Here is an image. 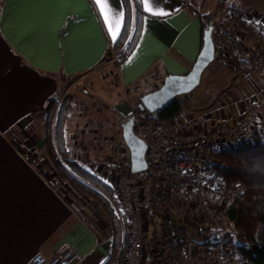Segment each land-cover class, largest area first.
Masks as SVG:
<instances>
[{
    "label": "crops",
    "instance_id": "obj_1",
    "mask_svg": "<svg viewBox=\"0 0 264 264\" xmlns=\"http://www.w3.org/2000/svg\"><path fill=\"white\" fill-rule=\"evenodd\" d=\"M243 1L239 15L264 22V0ZM103 2L0 0V264H26L36 252L51 255L61 242H68L80 255L77 264H102L109 254L108 240L97 222L98 209L89 210L75 193L78 189L52 167L43 134L44 109L58 92L60 77L90 73L106 60L109 43L120 32L121 0H106L107 23ZM225 2L142 0L147 15L136 46L113 68L115 91L127 95L134 85L158 73L163 79L186 73L202 44L200 20L191 10L207 13ZM233 42L228 40L227 49ZM246 66L233 72L245 71V77ZM252 71L258 78L260 70ZM234 95L239 103L231 99L232 104L242 103L238 93ZM250 101V96L245 97L241 105ZM119 103L115 108L122 114H130L137 105L132 98ZM222 108L214 107L213 115L242 110L223 113ZM208 115L185 116L202 120ZM47 168L64 182L69 195L50 184ZM148 228L150 241L156 233Z\"/></svg>",
    "mask_w": 264,
    "mask_h": 264
},
{
    "label": "built area",
    "instance_id": "obj_2",
    "mask_svg": "<svg viewBox=\"0 0 264 264\" xmlns=\"http://www.w3.org/2000/svg\"><path fill=\"white\" fill-rule=\"evenodd\" d=\"M230 37L247 46L235 54V61H230L231 69L252 63L264 82V22L239 15L227 27L216 28L212 41L224 58L231 57L225 42ZM109 52L113 60L122 54L111 49ZM162 82L158 73L134 85L128 96L135 94L140 100ZM130 114L134 117V134L146 145L147 166L142 172L151 182L148 189L138 173L131 172L128 147L122 138L117 140L120 155L105 174L113 176L112 187L126 225L128 250L115 264H255L230 241L225 222L220 224L245 188L223 180L218 170L225 163L217 154L239 144L264 143V97L248 102L232 115H208L202 120L186 116L160 120L155 112L142 114L138 109ZM150 218L155 220L156 236L149 241ZM186 219L195 228L205 229L213 242L197 247L188 243L184 235ZM80 260L68 242H61L53 254L36 252L26 264H77Z\"/></svg>",
    "mask_w": 264,
    "mask_h": 264
},
{
    "label": "rangeland",
    "instance_id": "obj_3",
    "mask_svg": "<svg viewBox=\"0 0 264 264\" xmlns=\"http://www.w3.org/2000/svg\"><path fill=\"white\" fill-rule=\"evenodd\" d=\"M243 2V0H226L225 7L218 8L214 15L212 32L216 29L215 24L222 23L219 28L222 26L227 27L230 20L237 17L233 16L229 19V16L227 15L229 10L238 13L240 9L245 6ZM223 8L225 9L223 10ZM219 28L217 27V30ZM234 38H232L234 42L230 49H228L231 57L227 56L224 58L223 56H220L221 50H217L214 54V58L203 69L199 83L189 92L178 94L174 97V99L181 102V115L185 116L195 113L196 115L209 114V116H212L215 111L214 107H223V113H226L227 111L233 112L236 111V108L244 109L248 105V103L241 105L244 102L245 97L250 96L251 101L264 97V91H261L263 89L261 84H264V82L259 75L257 78V74L255 75L253 73L252 69L258 71L254 64L251 63L252 66L250 63L244 64L247 65L246 71L249 72V69L251 68L250 70L253 74V78L248 75V72L245 75L246 78H251V80H245V77L242 75L245 71H238V73H236L231 69L230 61H235L238 52H241V50L243 51L247 47L244 44V41L239 42L234 40ZM232 39L230 37L229 41ZM227 41H225L226 46ZM114 61L115 60L112 59L109 52L106 60L90 73L73 77L61 76L59 79L60 86L58 92L50 99V101H56L58 104L65 100L67 101L64 117V135L67 156L79 162L82 166L83 164H86V168H88L87 170L100 177L112 190L114 212L121 221L125 236L124 252L119 259L121 261L128 250L125 230L126 225L123 217L118 212V201L112 187L113 178L111 177L113 176L110 177L109 172L105 174V169L110 166L115 157L120 155L116 141L121 138L120 124L127 118L121 119L119 117L117 113L118 109L115 108V104H118L120 101L126 104L128 101L130 102V98L137 101V103L140 100H138V97L135 94L128 96L131 91H128L127 95L126 93L118 94L115 91L116 88L112 74L114 70ZM255 86L256 88L253 89ZM255 91L258 94L254 95ZM237 93L239 100L242 101V103L233 105L231 99H234L237 102L234 95ZM226 101L228 105H224L225 107L222 106V102L225 103ZM237 103H239V101ZM135 109H138L136 105L135 107H132V110ZM141 113L146 114L147 111H141ZM233 113L229 114L232 115ZM181 115L178 117H183ZM45 172L48 175L52 186L60 190L64 195H69V189L67 186L62 184L64 182H60V178L57 175L55 176L50 172V168H47ZM139 178L143 180L140 176ZM75 193L82 196L88 203L87 207L89 210L97 213L95 208L98 209L97 214H99V219L97 222L99 224V229L108 240L109 246L111 239L110 225L104 209L97 201L82 194L79 190ZM165 215L168 218H173L169 213H166ZM184 224L188 226H186L187 232L185 231L184 234L186 240L188 243H194L195 247L202 246V244H200L201 241L206 238L208 239L211 236L210 234L205 233V229L195 228L193 223L188 219H186Z\"/></svg>",
    "mask_w": 264,
    "mask_h": 264
},
{
    "label": "trees",
    "instance_id": "obj_4",
    "mask_svg": "<svg viewBox=\"0 0 264 264\" xmlns=\"http://www.w3.org/2000/svg\"><path fill=\"white\" fill-rule=\"evenodd\" d=\"M123 6V21L120 32L114 41H110L109 49L122 54L114 61L118 66L124 61L137 44L142 30V19L147 15L143 9L142 0H121ZM219 4L207 13H192L198 16L201 33L207 25H212ZM229 19L238 16L229 10ZM222 23L215 24V27ZM214 52L216 47L214 46ZM67 101L56 103L49 101L44 109L43 134L47 157L58 173L67 183L81 191L89 198L97 201L105 211L110 225L109 254L102 264H114L124 252L125 236L119 218L114 212L113 193L110 186L100 177L89 172L79 162L69 158L66 151L64 135V117ZM121 119L129 114L117 111ZM181 115V102L173 99L163 108L155 112L160 120H171ZM217 156L224 161L225 166L218 170L225 182L242 185L245 190L232 203L226 215L220 219L230 241L243 254L248 255L255 264H264V143H244L230 149L218 152ZM138 175L143 179L148 189L151 180L145 172ZM151 229L155 230V220L150 218ZM210 238L203 239L200 244H211Z\"/></svg>",
    "mask_w": 264,
    "mask_h": 264
},
{
    "label": "water",
    "instance_id": "obj_5",
    "mask_svg": "<svg viewBox=\"0 0 264 264\" xmlns=\"http://www.w3.org/2000/svg\"><path fill=\"white\" fill-rule=\"evenodd\" d=\"M212 28V25L209 24L202 31V44L191 68L184 74L166 75L157 90L141 97L136 105L138 110L157 112L172 101L176 95L189 92L199 83L203 69L214 58ZM133 118V115L129 114L120 124V129L121 138L129 150L130 170L133 173H139L144 171L147 166L144 157L146 145L132 130Z\"/></svg>",
    "mask_w": 264,
    "mask_h": 264
},
{
    "label": "snow or ice",
    "instance_id": "obj_6",
    "mask_svg": "<svg viewBox=\"0 0 264 264\" xmlns=\"http://www.w3.org/2000/svg\"><path fill=\"white\" fill-rule=\"evenodd\" d=\"M97 3H101L102 0H96ZM156 0H153V3H155ZM103 8L105 9V22L107 23V20H108V16H107V2L106 0H104L103 2ZM113 39H115V36H113Z\"/></svg>",
    "mask_w": 264,
    "mask_h": 264
}]
</instances>
